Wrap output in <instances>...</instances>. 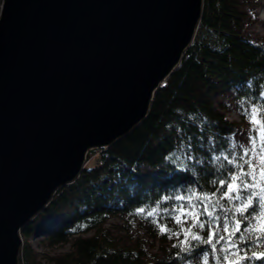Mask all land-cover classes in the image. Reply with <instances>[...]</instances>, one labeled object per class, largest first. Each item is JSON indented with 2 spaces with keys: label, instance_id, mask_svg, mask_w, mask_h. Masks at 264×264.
I'll return each instance as SVG.
<instances>
[{
  "label": "water",
  "instance_id": "water-1",
  "mask_svg": "<svg viewBox=\"0 0 264 264\" xmlns=\"http://www.w3.org/2000/svg\"><path fill=\"white\" fill-rule=\"evenodd\" d=\"M204 0H2L0 264L89 154L128 136L180 66Z\"/></svg>",
  "mask_w": 264,
  "mask_h": 264
},
{
  "label": "trees",
  "instance_id": "trees-1",
  "mask_svg": "<svg viewBox=\"0 0 264 264\" xmlns=\"http://www.w3.org/2000/svg\"><path fill=\"white\" fill-rule=\"evenodd\" d=\"M256 3L204 0L194 41L180 66L156 92L148 117L110 148L92 151L90 159L100 153L97 164L58 189L45 209L21 229L26 242L19 264H37L27 243L36 235H46L52 247L72 242L73 251L53 257L52 264H204L205 252L208 264H217L210 245L190 236L187 244H181L184 234L172 235L181 226L166 214L147 217L137 209L147 211L157 205L170 209L183 203L175 196L193 190L211 195L218 186L213 181L226 178L231 170L222 157L240 152L239 145L233 148L234 136L243 124H249L242 114V102L244 107L264 105L260 98L264 42H253L247 36ZM1 5L0 1V11ZM225 93L233 94L241 124L231 122L216 106L215 98ZM216 156L221 159L215 160ZM221 205L228 207L229 202L221 200ZM118 214L130 224L145 223L144 230L160 242L159 249L150 251L144 239L132 246L121 245L105 228ZM217 214L222 224L224 214L219 208ZM153 219L171 231L161 234ZM242 233L243 228L237 235ZM199 234L207 237V231ZM222 246L223 242L217 245L215 256L225 255L219 252ZM255 250L264 251V245Z\"/></svg>",
  "mask_w": 264,
  "mask_h": 264
},
{
  "label": "snow or ice",
  "instance_id": "snow-or-ice-1",
  "mask_svg": "<svg viewBox=\"0 0 264 264\" xmlns=\"http://www.w3.org/2000/svg\"><path fill=\"white\" fill-rule=\"evenodd\" d=\"M260 98L264 100V92L260 93ZM242 109V114L251 125L245 133L247 143L239 145L238 155L222 157L232 168L226 178L213 181V184L218 186L211 195L197 194L193 190L187 195L175 196L176 201L183 203L170 209H161L159 205L147 211L144 208L137 209L138 214L146 213L147 217H155L160 212L166 214L181 226L179 232H172V235L177 237L184 234L185 239L181 244H187L190 236L193 241L210 245L217 264H253L254 261H264V251L255 250L264 245V105L252 104L250 107H244L242 102ZM236 147L237 145L233 144V148ZM214 159L220 160L221 156ZM221 200H227L228 207L221 205ZM217 208L224 214L222 224ZM152 223L158 225L156 219H153ZM183 225L188 226L185 228ZM242 228L243 233L237 235L241 233ZM193 229H198L199 232L207 231V237L199 232L194 233ZM158 230L161 234L171 231L166 225H158ZM221 242L223 246L219 248V252L225 255L215 256L217 245ZM249 252L251 255H248ZM208 259V253L205 252L204 264H208Z\"/></svg>",
  "mask_w": 264,
  "mask_h": 264
},
{
  "label": "rangeland",
  "instance_id": "rangeland-1",
  "mask_svg": "<svg viewBox=\"0 0 264 264\" xmlns=\"http://www.w3.org/2000/svg\"><path fill=\"white\" fill-rule=\"evenodd\" d=\"M2 2V0H0ZM255 10V20L248 26L247 36L253 42H264V0H257ZM216 106L234 123L241 124V117L233 101V94H221L215 98ZM250 124H243L234 136V142L237 145L246 144L247 138L245 133L250 129ZM100 153H96L91 159L89 158L86 167H93L97 164ZM147 225L141 221L130 224L127 219L121 215L112 216L106 223L105 228L118 239L121 245L132 246L138 239H144L148 242L150 251H157L160 242L152 239L144 229ZM130 229V230H129ZM23 243L26 242L22 238ZM31 247L33 256L37 264H52V258L73 251L72 242L58 246H50L46 240V235H36L27 241Z\"/></svg>",
  "mask_w": 264,
  "mask_h": 264
},
{
  "label": "bare ground",
  "instance_id": "bare-ground-1",
  "mask_svg": "<svg viewBox=\"0 0 264 264\" xmlns=\"http://www.w3.org/2000/svg\"><path fill=\"white\" fill-rule=\"evenodd\" d=\"M264 20V19H263Z\"/></svg>",
  "mask_w": 264,
  "mask_h": 264
}]
</instances>
